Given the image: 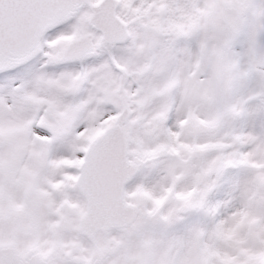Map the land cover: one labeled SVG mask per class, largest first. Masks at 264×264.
<instances>
[{
    "label": "snow or ice",
    "instance_id": "1",
    "mask_svg": "<svg viewBox=\"0 0 264 264\" xmlns=\"http://www.w3.org/2000/svg\"><path fill=\"white\" fill-rule=\"evenodd\" d=\"M0 264H264V0H0Z\"/></svg>",
    "mask_w": 264,
    "mask_h": 264
}]
</instances>
